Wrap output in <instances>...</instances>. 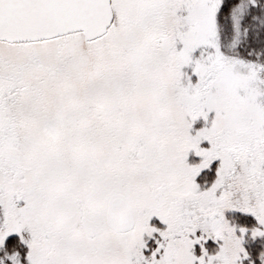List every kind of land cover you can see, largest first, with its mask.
Listing matches in <instances>:
<instances>
[{
    "label": "snow or ice",
    "instance_id": "snow-or-ice-1",
    "mask_svg": "<svg viewBox=\"0 0 264 264\" xmlns=\"http://www.w3.org/2000/svg\"><path fill=\"white\" fill-rule=\"evenodd\" d=\"M0 264H264V0H0Z\"/></svg>",
    "mask_w": 264,
    "mask_h": 264
}]
</instances>
